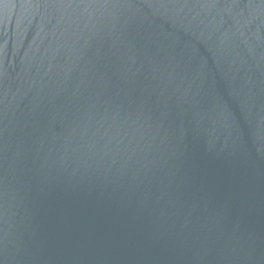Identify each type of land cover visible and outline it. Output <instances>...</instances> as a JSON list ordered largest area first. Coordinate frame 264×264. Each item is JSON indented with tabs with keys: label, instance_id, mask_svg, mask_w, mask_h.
<instances>
[{
	"label": "water",
	"instance_id": "water-1",
	"mask_svg": "<svg viewBox=\"0 0 264 264\" xmlns=\"http://www.w3.org/2000/svg\"><path fill=\"white\" fill-rule=\"evenodd\" d=\"M0 264H264V0H0Z\"/></svg>",
	"mask_w": 264,
	"mask_h": 264
}]
</instances>
